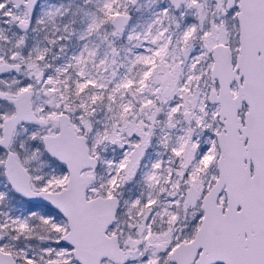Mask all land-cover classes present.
Masks as SVG:
<instances>
[{"label": "snow or ice", "instance_id": "1", "mask_svg": "<svg viewBox=\"0 0 264 264\" xmlns=\"http://www.w3.org/2000/svg\"><path fill=\"white\" fill-rule=\"evenodd\" d=\"M0 264H264V0H0Z\"/></svg>", "mask_w": 264, "mask_h": 264}]
</instances>
